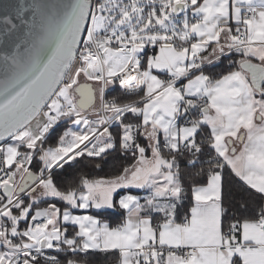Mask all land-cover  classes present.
<instances>
[{"label":"snow or ice","instance_id":"1","mask_svg":"<svg viewBox=\"0 0 264 264\" xmlns=\"http://www.w3.org/2000/svg\"><path fill=\"white\" fill-rule=\"evenodd\" d=\"M15 7L0 21V264H81V253H114L117 264H264V0ZM233 53L236 70L206 74ZM114 84L137 98L107 99ZM117 153L133 161L117 174L57 183L73 162ZM186 172L206 184H192L178 221ZM225 173L259 201L253 215L225 221ZM133 188L148 192L143 202L114 198ZM89 209L127 219L110 227L73 212Z\"/></svg>","mask_w":264,"mask_h":264},{"label":"trees","instance_id":"2","mask_svg":"<svg viewBox=\"0 0 264 264\" xmlns=\"http://www.w3.org/2000/svg\"><path fill=\"white\" fill-rule=\"evenodd\" d=\"M240 56L238 54L233 53L230 57H223L220 62L214 63L210 66L205 67L206 74H210L214 77H219L223 74H227L230 70H236L238 67L233 63V61H238ZM106 98L117 99L118 101H130L136 99V96L127 95L122 92L117 84H114L113 87L109 88L106 91ZM62 125H60L61 127ZM207 152V149L205 150ZM95 159L99 162L100 167L97 168L95 163H90L89 161ZM206 159V157L204 158ZM132 158L129 157H121L119 154H113L107 156L105 159L100 158H81L79 163L73 162L74 166L67 168V171H62V174L56 177L57 183L62 187H68L70 185H75L81 176L87 177L89 179H101V178H109L117 172H119L122 166H127L132 163ZM203 167L207 168V164H203ZM67 167V166H66ZM182 169L184 168L183 162L181 163ZM191 176V178H189ZM195 183L197 185L206 184L205 176H193L191 173H185V188L188 191V197L185 199L184 206L179 209L178 218L181 219L188 212L190 206L193 204V200L191 199V186ZM134 191H118L114 198L118 199L121 195L125 193H133ZM135 194H141V192H137ZM249 200V208L244 210L240 207L241 198ZM224 206L227 208V215L224 217L225 221L231 220L233 216H251L253 215V209L259 201H255L253 199L244 196L239 181L229 173H225L224 176ZM58 206L63 207L57 201ZM46 204H42L41 207H45ZM90 213L97 218L106 219L110 222L114 223H122L123 211L122 210H105V211H90ZM155 216V214H153ZM72 234V229L69 230V235ZM58 257L61 261L64 260V253H58ZM78 260L81 264H117V256L114 253H90L83 254L81 253L78 257Z\"/></svg>","mask_w":264,"mask_h":264},{"label":"crops","instance_id":"3","mask_svg":"<svg viewBox=\"0 0 264 264\" xmlns=\"http://www.w3.org/2000/svg\"><path fill=\"white\" fill-rule=\"evenodd\" d=\"M155 51H158V49H146V52H147V54L148 55H152V54H154V52ZM143 55V54H142ZM144 61L142 60V63H143ZM254 62H257L258 63V61H254ZM212 65V64H211ZM206 66H210V65H205V67ZM154 74H156V75H158L160 78H164V76H165V74L164 73H159V72H156L155 70H154ZM81 83H87V81H81ZM118 85V84H117ZM111 87H113V85H110L109 87H108V89L109 88H111ZM118 87H119V85H118ZM107 89V90H108ZM119 89L122 91V92H124L120 87H119ZM106 90V91H107ZM143 142V141H142ZM129 191V190H131V191H134L133 193H125V194H133V195H136L138 198H140L141 199V202H143V199H144V197L145 196H147L148 195V192L146 191V190H141V189H121V190H118V191ZM137 192H141V194H135V193H137ZM120 198V197H119ZM118 198V199H119ZM117 199V200H118ZM193 203H194V201H193ZM105 210H113V209H103V210H96V209H89V210H73V212H74V214H82V215H92L91 213H90V211H95V212H99V211H105ZM123 211V210H122ZM92 216H94V215H92ZM95 218H97L96 216H94ZM97 219H99L102 223H107L110 227H116V226H118V225H121L122 223H124V221L127 219V215H126V213L123 211V218H122V223L120 224L119 222L118 223H114L113 224V222H110V221H108V220H106V219H102V218H97ZM158 219V218H157ZM183 220V218H181V219H179L178 218V221H182ZM153 223H156V220H154L153 221Z\"/></svg>","mask_w":264,"mask_h":264},{"label":"water","instance_id":"4","mask_svg":"<svg viewBox=\"0 0 264 264\" xmlns=\"http://www.w3.org/2000/svg\"><path fill=\"white\" fill-rule=\"evenodd\" d=\"M41 2V0H0V21L3 20L5 14L15 17L16 7L19 4H24L25 7L30 6L33 3ZM49 2H52V0H49ZM7 6V7H6ZM25 17L30 19L31 18V10L25 12ZM2 27V25H0Z\"/></svg>","mask_w":264,"mask_h":264},{"label":"rangeland","instance_id":"5","mask_svg":"<svg viewBox=\"0 0 264 264\" xmlns=\"http://www.w3.org/2000/svg\"><path fill=\"white\" fill-rule=\"evenodd\" d=\"M65 127H66L65 125H62L61 127L59 126L55 129V131L52 133L48 141L49 145H55L58 136L65 130Z\"/></svg>","mask_w":264,"mask_h":264},{"label":"built area","instance_id":"6","mask_svg":"<svg viewBox=\"0 0 264 264\" xmlns=\"http://www.w3.org/2000/svg\"><path fill=\"white\" fill-rule=\"evenodd\" d=\"M182 123V121L180 122ZM52 252L53 255H58V253H56L54 250H50Z\"/></svg>","mask_w":264,"mask_h":264}]
</instances>
